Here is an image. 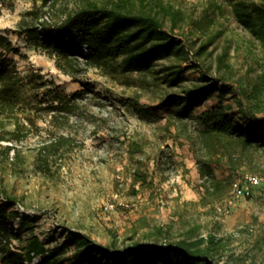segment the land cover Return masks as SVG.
<instances>
[{
    "label": "rangeland",
    "instance_id": "374dc122",
    "mask_svg": "<svg viewBox=\"0 0 264 264\" xmlns=\"http://www.w3.org/2000/svg\"><path fill=\"white\" fill-rule=\"evenodd\" d=\"M83 1L57 0L51 7L50 2L43 5V0H0V33L8 35L19 50L7 54L10 62L26 80L41 73L46 82L39 88L27 87L30 100L39 107L47 105L49 88H55L51 81L66 93H79V108L62 123L52 119L49 109L30 112V106L26 107L36 123L28 138L18 143L22 159L0 161V204L13 199L21 216L36 219V231L48 245L58 240L54 231L60 227L82 231L116 247L137 240L164 244L195 229L196 235L211 233L227 243L219 256L221 263L264 264V195L240 200L228 215L218 209L237 175L264 174V145L249 147L233 171L226 160L213 163L217 177L225 179L230 173L232 177L217 193L206 192L197 163L198 156L206 157L197 133L198 117L217 104L218 94L182 118L176 114L182 105L162 104L197 82L201 70L192 56L184 62L187 80L180 84L166 78V65L172 58L159 60L153 72L115 73L92 67L72 76L57 66L47 49L27 41L20 32L22 19H32L28 14L32 9H39L38 22L55 21ZM161 1L184 10L186 30L200 25L201 31L189 36L188 43L197 47L207 36L215 37L207 63L227 51L226 60L232 66L229 83L236 85L238 78L248 84L258 81L264 50L235 20L227 0ZM179 29L175 33L182 36ZM209 74H218L215 66ZM27 115L22 118L28 119ZM6 123L11 127L9 118ZM60 134L74 138V144L55 153L49 165L43 166L39 148ZM191 135L193 142L188 140ZM132 142L143 149L131 150ZM1 148L0 144V159ZM111 204L114 208L107 209ZM10 228L18 230L16 220ZM38 259L25 264H36Z\"/></svg>",
    "mask_w": 264,
    "mask_h": 264
},
{
    "label": "trees",
    "instance_id": "16d2710c",
    "mask_svg": "<svg viewBox=\"0 0 264 264\" xmlns=\"http://www.w3.org/2000/svg\"><path fill=\"white\" fill-rule=\"evenodd\" d=\"M227 1L238 24L258 40L264 50V0ZM48 2L51 7L57 5V0H43V5ZM28 14L32 19H22L20 32L26 35L27 41L47 49L55 56L57 66L72 76L92 67L108 68L115 73L153 72L159 60L172 58L166 65V78L171 84H180L187 80L184 62L192 56L194 65L201 70L197 82L162 104L182 105L183 110L176 113L182 118L188 116L194 106L218 94L217 104L203 110L198 117L197 133L206 157L198 156L197 163L206 192L217 193L232 177V173L225 179L217 177L213 163L226 160L233 171L240 166L239 158L249 147L264 145V59L258 81L248 84L244 78H238L236 85L229 83L232 66L226 60L227 51L207 63L212 54L208 48L215 37L207 36L197 47L188 43V37L201 30L199 24L186 30L187 18L182 8L161 0L154 3L149 0H84L55 21L38 22L41 15L37 8ZM179 27L182 36L175 33ZM0 49L5 51H0V144L3 153L0 161L11 163L22 159L18 143L28 138L36 123L35 118L26 113V107L30 106V112L33 108L37 111L49 109L53 111L52 119L62 123L79 108V93H66L51 81L55 88H49L47 105L39 107L30 100L27 87L34 89L46 84L42 74L26 80L17 65L10 62L7 54L19 50L8 35L0 33ZM214 66L218 74L211 76L209 71ZM23 114H28V119H23ZM8 118L11 127H7ZM188 140L193 142V136ZM73 144L74 138L64 134L47 140L39 148L40 163L49 165L55 153ZM130 149L141 151L143 146L132 142ZM14 206L13 199L0 204L2 264L32 263L35 258H39L36 264H224L219 256L226 251L227 243L211 233L196 235L195 229L164 244L137 240L116 247L101 243L82 231L60 227L54 231L58 240L48 245L36 231V219L21 216ZM14 220L18 223L17 231L10 228Z\"/></svg>",
    "mask_w": 264,
    "mask_h": 264
},
{
    "label": "built area",
    "instance_id": "2783aa9c",
    "mask_svg": "<svg viewBox=\"0 0 264 264\" xmlns=\"http://www.w3.org/2000/svg\"><path fill=\"white\" fill-rule=\"evenodd\" d=\"M257 194L264 195V174L250 172L239 174L232 182L229 193L218 209L221 213L228 215L240 200L252 198ZM112 208H114L113 204L107 206V209Z\"/></svg>",
    "mask_w": 264,
    "mask_h": 264
}]
</instances>
